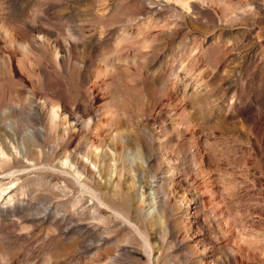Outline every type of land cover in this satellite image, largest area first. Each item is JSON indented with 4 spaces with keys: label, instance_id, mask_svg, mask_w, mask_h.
<instances>
[{
    "label": "rangeland",
    "instance_id": "obj_1",
    "mask_svg": "<svg viewBox=\"0 0 264 264\" xmlns=\"http://www.w3.org/2000/svg\"><path fill=\"white\" fill-rule=\"evenodd\" d=\"M0 264H264V0H0Z\"/></svg>",
    "mask_w": 264,
    "mask_h": 264
},
{
    "label": "bare ground",
    "instance_id": "obj_2",
    "mask_svg": "<svg viewBox=\"0 0 264 264\" xmlns=\"http://www.w3.org/2000/svg\"><path fill=\"white\" fill-rule=\"evenodd\" d=\"M35 114V118L38 120L39 118H40V115L38 116L37 115V113L36 112H34ZM4 131V130H3ZM40 133H42V131H41V129L40 128H37V129H35L34 131H33V135L34 136H36V138H37V140H40V138H39V134ZM26 134H28L27 133V131H26ZM27 136V135H26ZM24 137H25V135H24ZM2 141H3V139H2ZM4 143H6L5 141H3ZM40 143V142H39ZM26 148V147H25ZM125 148H128V143H123L122 142V144L119 146V148H118V150H124ZM26 155H27V149H26ZM2 157V156H1ZM88 161H90V163H92V164H95V162L93 161V160H90V158H88ZM62 164H63V166H67L68 167V169H66V168H64V169H61V171H63V172H65V171H72L73 169V172L75 173L74 175H75V178H76V182H77V184H78V186H80L81 187V189L83 190V191H85V192H88V193H90V195H91V197H92V200L93 199H95V200H97V204L96 205H100V206H105L106 208H111L105 201H104V199L102 198V196H100L98 193H96V191L95 190H93V189H91L90 188V186H88V183H87V180H86V176L85 177H83V173L82 172H80L81 171V169L79 170V168L78 167H76L75 165L76 164H78L79 162H77V161H75V162H71V161H62L61 162ZM81 163H85L86 165H87V161L85 160V161H83V162H81ZM84 164V165H85ZM87 167V166H86ZM93 167V166H92ZM92 167H89V170H90V172H92V173H94V174H97V173H99V171L100 170H98V172H97V170L95 169V168H97V165L95 164V166H94V168H92ZM58 169V168H57ZM85 170V169H84ZM22 171V170H21ZM70 173V172H69ZM113 173H115V170H114V172ZM99 176V178L101 177V173H99L98 174ZM102 178H103V176H102ZM101 178V179H102ZM113 179V175H110V176H108V178H107V182L108 181H111ZM104 193V192H103ZM122 215V216H124L123 214H121V213H117V215ZM124 218H125V216H124ZM128 218V217H127ZM126 218V219H127ZM129 220H131L130 218H128ZM135 220V219H134ZM127 221V220H126ZM128 222V221H127ZM128 223H130V222H128ZM131 223H132V227L134 228H136V230L140 233V235L142 236V238L144 239L143 241L145 242V246H148L149 248V251L151 252L152 251V249H153V246H152V244L148 241V239L145 237V235L142 233V230H141V226L138 224V222L136 223V221H134V222H132L131 221ZM148 251V250H147Z\"/></svg>",
    "mask_w": 264,
    "mask_h": 264
}]
</instances>
